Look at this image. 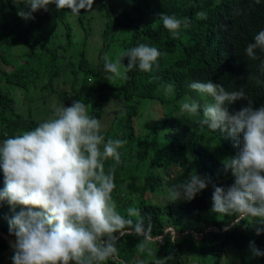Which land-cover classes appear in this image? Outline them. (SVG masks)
I'll return each mask as SVG.
<instances>
[{"label":"trees","instance_id":"trees-1","mask_svg":"<svg viewBox=\"0 0 264 264\" xmlns=\"http://www.w3.org/2000/svg\"><path fill=\"white\" fill-rule=\"evenodd\" d=\"M101 1L107 21L103 30L105 47L93 63L83 46L78 52L70 50L73 40L70 26L64 22V10L53 6L54 17L63 21L66 29V39L58 43L42 37V23L47 20L48 10L39 9L32 13L35 19L25 20L17 15L18 8L12 0H0V84H9L10 88L8 92L0 90V143L44 121L31 113H22L16 96L22 95L28 100L35 92L42 96L54 95L59 106H70L74 100H81L88 106L89 114L99 120L106 102L112 98L119 100L121 106L114 111V119L101 130L105 141H127L118 149L119 164L112 159L104 162L106 172L115 166L116 187L112 196L121 215L135 221L136 217L127 216V209L138 208L147 235L163 239H149L153 254L148 256L136 247L144 236L120 237L118 260L105 264H156L158 260L163 264H220L228 245L238 248L250 241L264 252V232L260 235L255 232L256 227H264L257 223L258 218L237 224L236 215L210 211L214 186L226 189L234 182V177L223 170V151L207 146L205 137L226 149L228 156L238 151L239 138H233L222 129L213 131L197 124L204 132L201 133L168 114L152 122L143 134L137 132L133 121L140 116L139 101L155 97L158 87L165 84L174 85L176 98L183 97L189 90L190 100H194L191 95L197 92L190 89L189 84L211 80L229 92L243 89L253 100L254 108L264 105V68L261 67L264 52L257 49L256 60L245 52L248 43L254 42V36L264 30V0L260 3L255 0H131L129 6ZM200 11L207 14L206 19H197L196 13ZM160 13L174 15L181 21L187 18L189 26L185 28L182 24L179 34L173 37L164 28ZM119 26L131 28L127 49L144 43L156 47L161 56L158 68L154 65L152 71L145 72L137 65L125 73L126 78H122L120 84L113 85L108 79L111 73L104 67L102 50ZM82 44L86 45V41ZM127 63L128 57H125L124 65ZM4 64L12 68L5 69ZM41 79L43 84L39 83ZM38 84L40 87L35 88ZM10 85L18 89L17 93L13 94ZM198 102L201 106L207 104ZM245 106L247 100L244 99L226 104L231 113ZM159 134L164 145L157 141ZM144 138H153L157 143L149 147L142 143ZM194 173L210 180L192 200L170 202L167 198L158 203L149 199L157 190L158 194L168 196L169 188L184 183ZM162 185L166 187L165 192L160 189ZM4 186L0 169V190ZM19 210L18 207L16 211ZM13 214L8 202L0 201V264H13L14 250L2 236L15 237L10 233L9 223ZM204 225L217 229L204 231ZM166 226L181 235L174 238L165 232ZM194 232L204 233L197 239ZM203 254H209L212 261L202 262ZM258 257V264H264V256Z\"/></svg>","mask_w":264,"mask_h":264},{"label":"clouds","instance_id":"clouds-1","mask_svg":"<svg viewBox=\"0 0 264 264\" xmlns=\"http://www.w3.org/2000/svg\"><path fill=\"white\" fill-rule=\"evenodd\" d=\"M12 2L25 5L18 9L17 15L28 20L35 19L32 13L39 9L47 11L53 3L57 10L67 8L78 15L82 9H92L94 0ZM158 15L173 37L179 34L182 24L186 28L190 23L187 18L181 21L174 15ZM196 17L206 19L207 14L200 11ZM253 40L245 52L256 60V50L264 52V30ZM160 56L156 47L140 43L119 53L115 62L105 55L104 67L111 73L109 80L126 78L125 73L137 65L145 72L152 71L154 65L158 68ZM124 57H128L126 66L122 63ZM261 67L264 68V63ZM189 88L211 97L212 102L201 106L198 101L186 100L180 105L181 114L196 116L202 110V117L197 121L201 128L222 129L239 138L238 151L222 161L224 172H230L234 182L226 189L214 186L210 211L236 215L237 224L258 218L257 223L264 225V105L254 108L253 100L243 89L229 92L211 80L192 82ZM173 92L174 85L163 86L165 96ZM241 99L247 100V106L229 112L226 104ZM53 109V115L34 129L22 130L0 143V169L5 185L0 190V201L6 200L14 213L9 221L10 233L15 236V241L10 242L14 250L13 264H105L118 260L117 242L128 235L144 236L136 247L151 256L153 250L140 210L127 209V216L136 217L135 221L117 211L112 196L116 187L115 166L107 172L104 167L108 159L120 163L118 149L127 141L105 142L101 121L89 114L88 106L81 100H74L70 106L53 105ZM209 180V177L191 174L184 183L169 188L168 199L190 201L207 187ZM18 207L20 210L16 211ZM255 232L260 235L264 227H256ZM249 248L253 256H264L254 241L249 242ZM156 264L163 262L158 260Z\"/></svg>","mask_w":264,"mask_h":264},{"label":"rangeland","instance_id":"rangeland-1","mask_svg":"<svg viewBox=\"0 0 264 264\" xmlns=\"http://www.w3.org/2000/svg\"><path fill=\"white\" fill-rule=\"evenodd\" d=\"M107 1V0H104ZM113 4H119L122 6H129L131 4V0H108ZM54 3L48 5V17L42 23V37L47 39H52L58 43L64 41L66 39V29L64 22L68 23L70 26V31L72 34V46L70 48L73 52H78V48L83 46L85 49L86 56L91 62H96L100 50L105 47L103 43V30L106 27V17L104 14V7L101 0H94L92 9L90 10H81L78 15H74L71 13L70 9H62L66 12V19L63 21L57 20L54 17ZM16 7L25 8L23 3L16 4ZM27 10V9H26ZM50 14V15H49ZM53 15V17H51ZM131 34V28L129 26H119L116 30L111 33V36L108 40V45L106 49L104 48L102 52L104 55H107L110 60L113 62L116 61L118 58V54L127 50L129 37ZM86 41V45H83L82 42ZM108 47V48H107ZM125 58V57H124ZM124 58L122 59V63L124 64ZM121 65V71L124 72V65ZM0 65H2V61H0ZM5 69H11V65H5ZM122 82V78H118L115 80H111L113 85H118ZM40 84H43V80L39 81ZM34 86L40 87L39 85ZM9 85V84H7ZM6 84H0V90L8 92L10 90ZM12 88V85H10ZM163 86L161 85L155 91L156 96L153 98H146L141 99L139 101V108H140V116L134 118V124L137 129V132L143 134L146 132L147 127L154 122L155 120L161 118L163 115H172L173 117H177L182 119L184 122L189 123L194 128L198 129L200 132L202 131L199 126L197 125V121L202 117V110L196 116H189L187 114H181L180 112V105L182 102L186 100H190V91L187 90L185 95L180 98H176V88L174 87V92L172 95L165 96L163 94ZM13 94L17 93V88H12ZM191 98L195 101H200L202 103H211L212 98L206 95H202L200 93L192 94ZM16 104L19 105V109L22 113H31L35 118H42L44 121L47 120L49 117L53 115V105L59 106L57 99L54 98V95L51 97L49 96H42L38 92H35L32 95V98L23 99L22 95L16 96ZM121 106V102L116 99H110L106 102L104 106V113L100 118V121L103 125L102 129L107 128L111 121L114 119V111L118 110ZM147 123H149L147 125ZM204 133V132H201ZM210 138V136H209ZM160 139V134L157 138L158 142H161L162 145L165 144V141ZM212 141V139H211ZM106 142V141H105ZM208 136L205 137V143L207 146H211L212 148H217L218 150L223 151V158L228 156V152L223 147H220L216 142L212 141L209 142ZM142 143L147 144L149 147H153L157 142L153 138L142 139ZM210 144V145H209ZM210 147V148H211ZM225 150V152H224ZM158 169H161L158 168ZM160 189H163L165 192L166 187L162 185ZM159 189V190H160ZM155 191L153 194H150L148 197L152 201H158L161 203L165 201L168 196L164 194H158ZM217 228L213 227V225H204V231L208 230H216ZM165 232L170 233L174 238L180 236L181 234L176 233L172 227L166 226L164 228ZM164 232V233H165ZM204 233V232H203ZM203 233H196L194 232V236L197 239H200ZM2 236L10 243L15 241V237L9 236L7 234H2ZM153 240L161 241L162 236L160 237H150ZM202 262L208 263L212 261V257L209 254H203L201 256ZM259 257L253 256L249 244L242 246V247H235L228 245L226 247V251L223 254V260L220 264H258Z\"/></svg>","mask_w":264,"mask_h":264},{"label":"water","instance_id":"water-1","mask_svg":"<svg viewBox=\"0 0 264 264\" xmlns=\"http://www.w3.org/2000/svg\"><path fill=\"white\" fill-rule=\"evenodd\" d=\"M148 236V235H147ZM149 237V236H148ZM151 239V238H150Z\"/></svg>","mask_w":264,"mask_h":264}]
</instances>
